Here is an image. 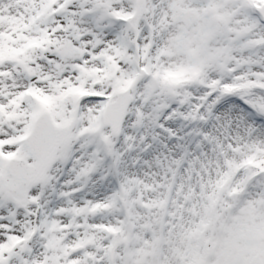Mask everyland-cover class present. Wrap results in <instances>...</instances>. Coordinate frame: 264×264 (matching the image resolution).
Masks as SVG:
<instances>
[{"label": "snow or ice", "instance_id": "6c2138e0", "mask_svg": "<svg viewBox=\"0 0 264 264\" xmlns=\"http://www.w3.org/2000/svg\"><path fill=\"white\" fill-rule=\"evenodd\" d=\"M0 264H264V0H0Z\"/></svg>", "mask_w": 264, "mask_h": 264}]
</instances>
